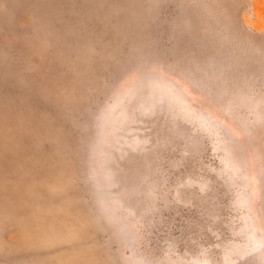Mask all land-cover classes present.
I'll return each instance as SVG.
<instances>
[{
    "label": "rangeland",
    "instance_id": "rangeland-1",
    "mask_svg": "<svg viewBox=\"0 0 264 264\" xmlns=\"http://www.w3.org/2000/svg\"><path fill=\"white\" fill-rule=\"evenodd\" d=\"M0 264H264V0H0Z\"/></svg>",
    "mask_w": 264,
    "mask_h": 264
}]
</instances>
